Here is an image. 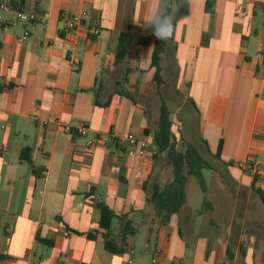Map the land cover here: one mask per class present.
<instances>
[{"label": "crops", "instance_id": "obj_1", "mask_svg": "<svg viewBox=\"0 0 264 264\" xmlns=\"http://www.w3.org/2000/svg\"><path fill=\"white\" fill-rule=\"evenodd\" d=\"M15 2L39 19L18 22ZM166 7L159 81L154 38L115 65L119 34L132 25L144 35ZM81 13L82 28L67 30ZM263 43L264 0H0V86L12 85L0 92V264H151L157 250V264H264V184L237 165L249 158L264 168ZM95 94L109 104L96 105ZM180 97L197 110L215 169L197 217L186 200L162 219L149 198L171 169L152 137L162 102L172 104L173 134L175 123L184 129ZM129 134L147 143L143 156ZM96 202L117 216L111 233L123 252L105 250ZM126 220L134 236H123Z\"/></svg>", "mask_w": 264, "mask_h": 264}, {"label": "trees", "instance_id": "obj_2", "mask_svg": "<svg viewBox=\"0 0 264 264\" xmlns=\"http://www.w3.org/2000/svg\"><path fill=\"white\" fill-rule=\"evenodd\" d=\"M208 6V5H207ZM17 11H22L21 5L19 3H14L12 5ZM170 11L169 7H166L160 17L155 21L153 27L152 35H139L135 37L132 33L133 26H128L125 32L119 34L118 42L115 52L114 64L121 63L126 57L131 54V50L134 46H146L153 38V48L150 55V68L154 69L153 78L159 81L160 73V60L161 56L166 52L168 46L167 36L163 29V38L158 36V32L163 27L165 17ZM11 84L7 86L1 85L0 92H5L10 90ZM122 94V93H121ZM126 96V94H124ZM130 98V97H129ZM191 108L193 115V120L195 124L196 120V108L191 100L187 102ZM95 104L101 107H105L109 104V99L104 102L98 100L95 94ZM179 104V102H178ZM181 104V103H180ZM193 112V113H192ZM181 120V118L179 117ZM182 121V120H181ZM184 124L185 122L182 121ZM171 119L170 110L166 102H162L160 107V114L158 117L156 128L153 131L152 143L157 154L165 155L166 163L171 169V181L163 187L161 190L159 187L155 186L152 195L149 198L150 203L156 209V214L162 219H168L171 213L178 212L185 202V186L189 177H196L199 179L203 185L202 181V171L205 169L214 170L212 160L208 159L207 147L205 150H201L195 146L193 143H186L183 150L178 149V142L175 135L171 131ZM186 126V125H185ZM145 134H149V131L145 129ZM206 145V143L203 141ZM220 146L217 153L213 157V160L219 159ZM210 156V155H209ZM21 160L23 162H28V157L22 154ZM261 200L264 204V197L261 196ZM95 207L99 212L98 229L103 230L104 248L106 251L112 254H117L123 252L125 249L120 248L115 242L111 233L112 222L117 218L115 213L103 202H96ZM169 208L171 209L170 211ZM168 209L166 212L163 210ZM135 227L130 221H124L122 225L123 236H134ZM89 238H93L89 235ZM0 259H5V256L0 254Z\"/></svg>", "mask_w": 264, "mask_h": 264}, {"label": "rangeland", "instance_id": "obj_3", "mask_svg": "<svg viewBox=\"0 0 264 264\" xmlns=\"http://www.w3.org/2000/svg\"><path fill=\"white\" fill-rule=\"evenodd\" d=\"M146 34H153V28L151 27V28L147 29L145 31L144 35H146ZM146 53H147V51H145V50L142 51V53L140 55V57L142 58V60L145 59V57L147 55ZM141 82H142L141 78H138V84H137V87H136V90L137 91L139 89H142L141 88V85H140ZM134 88L135 87L131 88L130 90L132 91ZM144 89L147 92L151 91L153 89L152 82H150L149 84L147 83L145 85V88ZM179 99H180L179 104L180 103L182 104V107L181 108H178L179 117L181 118L182 121L185 122V125L186 126H184V129L182 130L181 127L179 126V124L177 125V123H175L176 125L173 128V130H174V132L176 134L175 135L176 140L178 142V149L179 150H183L184 145L186 143H188L189 141H191V143H193L195 146H197L200 149L201 148L200 147L201 144H200V139H199V136H198L199 133H198V131L195 130V124H194V120H193V115L194 114H191V112L189 113V111H188V110H190L189 104L186 103V101H183V99L181 97ZM166 103H167L168 106L172 105L169 101L168 102L166 101ZM213 173H214L213 170H209V169L203 170L202 171V181H203V183L206 182L207 185H209L211 183L210 182V176ZM187 181L188 182H187V184L185 186V190H186L185 191L186 192L185 193V195H186L185 201L187 200V205L189 207H191L192 210H193L192 217H197L198 214H197L196 211H198L199 213H201L202 210L206 207L204 205V203H203L204 196H205V192L203 190V185L201 184L202 182L199 179H197L196 177H189ZM196 230L198 231V229H196ZM144 239L145 238H143V235L140 232L139 233V236H137V240H138V244H139L138 246L139 247H142L143 243L145 242ZM185 248H186V253L188 254L190 252V250H191L192 247L186 245ZM147 264H149V262H147Z\"/></svg>", "mask_w": 264, "mask_h": 264}, {"label": "built area", "instance_id": "obj_4", "mask_svg": "<svg viewBox=\"0 0 264 264\" xmlns=\"http://www.w3.org/2000/svg\"><path fill=\"white\" fill-rule=\"evenodd\" d=\"M39 15L36 14L34 11H17L15 13V18L20 23H29L36 21L39 19ZM42 17H45V15H42ZM85 15L84 13H81L79 15H73L67 19L66 22V29L69 31H76L82 28L83 26V19ZM85 33L87 37H97L99 35V30L95 28H86ZM260 58L264 60V43L260 50ZM63 131L65 133H76L79 136H85L86 135V128L84 126H78L75 128H72L70 126H64ZM94 141L96 140H88L86 143V148L91 149L94 146ZM124 141L128 143L130 146H138V154L140 156H143L148 151V145L145 141H139L136 139L133 135L129 134L124 138ZM239 168H246L248 174L256 181H258L261 184H264V168L259 167V162L257 160H250L249 158L245 161H240L237 163ZM41 175H45V172L42 171ZM160 255L159 251L157 250L154 254V257L152 258V264H157V258Z\"/></svg>", "mask_w": 264, "mask_h": 264}, {"label": "clouds", "instance_id": "obj_5", "mask_svg": "<svg viewBox=\"0 0 264 264\" xmlns=\"http://www.w3.org/2000/svg\"><path fill=\"white\" fill-rule=\"evenodd\" d=\"M157 34L160 38H163V27H161V29L159 30Z\"/></svg>", "mask_w": 264, "mask_h": 264}]
</instances>
